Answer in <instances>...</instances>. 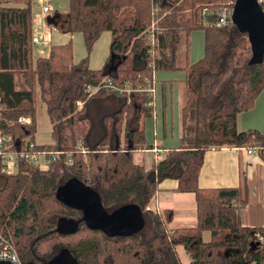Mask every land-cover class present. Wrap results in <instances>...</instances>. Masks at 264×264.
I'll use <instances>...</instances> for the list:
<instances>
[{"label": "trees", "instance_id": "1", "mask_svg": "<svg viewBox=\"0 0 264 264\" xmlns=\"http://www.w3.org/2000/svg\"><path fill=\"white\" fill-rule=\"evenodd\" d=\"M234 2L69 0L66 31L80 33L88 51L103 33L111 35L109 56L103 68L95 71L87 59L74 63L70 43L51 46L48 58L33 62L30 0H0V134L9 136L13 151L24 150L27 139H34V97L39 90L52 142L38 144L36 149L56 154L46 170L20 162L17 173H0V235L22 264H46L63 249L79 264H115L119 257V264H182L178 245L190 257L189 264H250L257 258L255 234L264 235V226L241 224L244 203L239 190L198 186L207 150L245 147L264 159V135L236 127L237 115L249 110L264 89V58L259 65H249L246 34L233 24L205 26L201 15L203 8L215 10L226 3L232 8ZM199 29L204 31V55L190 64L189 37ZM182 34L186 56L180 67ZM176 70L185 72L181 144L145 170L134 162L133 152L149 148L142 120L151 115L152 106L147 103L153 96L102 92L87 97L85 86L97 85L106 76L141 83L153 73ZM20 115H28L29 123H18ZM78 143L87 149L85 155ZM71 177L95 191L108 212L125 204L137 205L151 234L108 236L82 221L75 233L59 234L56 221L47 215L71 217L78 212L77 219L81 218L79 211L55 197L57 187ZM164 179H175L180 192L195 193V227L169 230L170 211L147 209ZM205 230L211 232L209 242L202 239Z\"/></svg>", "mask_w": 264, "mask_h": 264}, {"label": "crops", "instance_id": "2", "mask_svg": "<svg viewBox=\"0 0 264 264\" xmlns=\"http://www.w3.org/2000/svg\"><path fill=\"white\" fill-rule=\"evenodd\" d=\"M51 1L52 0H49L48 6ZM31 13L32 45L38 48L37 53L41 59H46L48 58L50 48L53 45L52 31H58L62 35L69 34L66 31V14L54 12L51 7H49V11L46 16L33 15L32 8ZM35 36H45L49 42L47 44H43L41 42L35 43L33 41ZM179 65L180 67H183L185 65V59L183 64L179 63ZM157 73L158 72L155 73V93L152 95L153 101L150 105L147 103V106H152L149 118H152L151 122L154 127L153 137L151 140L147 137L149 126L145 124L144 118L142 120V124L145 130L146 145H148L149 148H142L133 152L134 162L143 166L145 170L150 169L155 161L161 159L164 152L168 149L178 148L181 144L180 108L182 106V101L184 100L185 79L181 85V89L179 90L178 107L174 108L173 94H171L168 99L166 98V83L163 81L161 86L157 82ZM166 75L167 74H161V78H166ZM158 91H160L159 95ZM36 94L41 100L39 90L36 91L35 95ZM129 102L130 98L128 97L127 103ZM80 108L81 107H78V109ZM236 127L238 131L255 129L264 135V89L255 99L254 105L249 110L240 112L237 115ZM49 132L51 133L50 121ZM158 138H160V140ZM248 150L249 149L245 147L227 146L207 150L204 154L203 164L199 171L198 186L201 189L222 187L237 188L239 190L240 198L244 203L240 210L241 224L247 227H261L264 226V159L257 154L255 150L254 152H249ZM177 187L178 183L175 179L162 180L158 185V191L151 199L147 209L156 213L170 211L172 213V219L167 225L169 230L195 227L197 223L195 193L180 192L177 190ZM174 223L176 225H174ZM202 239L204 242H209L211 240V232L208 230L203 231ZM176 250L178 253L177 246ZM185 253L187 254L186 251ZM189 263L190 261L188 260V263L182 264Z\"/></svg>", "mask_w": 264, "mask_h": 264}, {"label": "water", "instance_id": "3", "mask_svg": "<svg viewBox=\"0 0 264 264\" xmlns=\"http://www.w3.org/2000/svg\"><path fill=\"white\" fill-rule=\"evenodd\" d=\"M232 24L246 34L251 51L249 65H259L264 58V11L257 0H235L231 16ZM55 197L66 206L81 213V218L60 216L55 230L61 235L73 234L80 221L90 229H99L108 236L129 235L144 227L141 209L135 204H125L106 211L98 194L76 177L67 179L55 191ZM0 264H13L1 260ZM46 264H79L73 254L63 249Z\"/></svg>", "mask_w": 264, "mask_h": 264}, {"label": "built area", "instance_id": "4", "mask_svg": "<svg viewBox=\"0 0 264 264\" xmlns=\"http://www.w3.org/2000/svg\"><path fill=\"white\" fill-rule=\"evenodd\" d=\"M258 4L261 6L264 11V0H257ZM49 0H30V5L32 7H38L39 12L33 15L35 16H46L49 11L48 6ZM203 17V24L205 26H214L217 28L225 27L232 24V8L231 5H223L219 7V10L216 13L208 8H203L201 11ZM214 16V17H213ZM208 17H212V20H209ZM38 36V35H37ZM35 43L47 44L49 40L44 37H34ZM154 80L155 74L151 78L144 77L141 83H132L131 81H115L110 77H104L100 80L97 85H86L85 93L87 97H94L102 92L113 95H132V94H142L147 93L154 95ZM152 102H148L150 105ZM82 106V101L77 102V107ZM1 118V110H0ZM30 117L28 115H20L17 118L18 123L28 124ZM10 138L5 134H0V173L3 174H15L19 170V163L24 162L33 166L38 167L40 170H46L49 167V162L52 159H55V153L47 152L45 150H37L36 146L38 145L35 139H27V145L24 150H10ZM80 152L85 155L87 153L86 148L78 143ZM249 152H254V150L249 149ZM71 161V160H69ZM256 247L254 249L257 258L251 260L250 264H264V235L261 233L255 234ZM7 260L13 264H22L21 259L19 258L16 250L10 245L5 239L0 235V261Z\"/></svg>", "mask_w": 264, "mask_h": 264}, {"label": "rangeland", "instance_id": "5", "mask_svg": "<svg viewBox=\"0 0 264 264\" xmlns=\"http://www.w3.org/2000/svg\"><path fill=\"white\" fill-rule=\"evenodd\" d=\"M227 3L224 5H227ZM10 5L11 6H22V4H13V3ZM49 7H51V9L54 12H58L60 14L62 13L67 14L69 10V0H52L49 3ZM210 10L212 11V13H216L219 10V8L213 10L212 7H210ZM32 11H33V14L38 13L39 8L32 7ZM52 34H53V38H52L53 45H65L68 43L71 44L74 63H80L81 61L87 59L88 65L92 70L99 71L103 68L104 63L109 56V47H110V42H111V35L109 33H103L98 38V40L93 44L90 51H88L86 46L84 45V42H83L84 40L80 33L62 35L60 34V32L53 30ZM37 49L38 48L36 46L32 45L33 62L41 58L37 53ZM45 54H46V50H45ZM185 54H186L185 37H184V34H182V41L178 47V61L180 64L181 63L183 64L185 56H186ZM203 55H204V31L199 29V30L193 31L190 34V54L188 57V61L190 62V64H193V62L195 61L197 62L198 60L202 59ZM161 74H167L166 78H161ZM184 79H185V72L182 70L167 71V72L160 71L156 75V80L161 86H162L163 81H165L166 83V86H167L166 98L168 99L170 95L173 94L174 108L178 107L179 90L182 87L181 85L184 82ZM159 93L160 91H158V95ZM35 104H36L35 105L36 132L34 134V138L38 144L51 143L52 137H51V133L49 132V120L46 115L45 106L41 102L37 94L35 95ZM177 112H178V108H177ZM147 118H145V124L149 126L147 137L150 138L151 140V138L153 137L154 127H153V123L151 122L152 118H149V117ZM158 136H159V133H158ZM158 139L160 140V138ZM66 173L67 175H69L68 171H65V175ZM51 216L53 217V219L51 220H54V223L55 221L57 223L59 214L57 213L49 214L47 215V219L50 220ZM71 217L77 219L78 217H80V214L77 212ZM143 219H144V216H143ZM174 225L176 224L174 223ZM140 231L145 236H149L151 234V230H149L146 226L142 227ZM177 249H178V254H179V257L182 263H188V260L190 261V257L188 256V254L185 253L184 248L182 246H177ZM120 258L121 257L116 258L117 263L115 264L121 263L119 262Z\"/></svg>", "mask_w": 264, "mask_h": 264}]
</instances>
